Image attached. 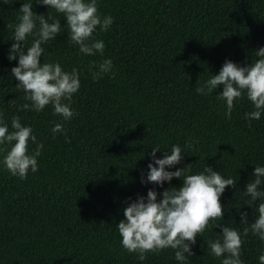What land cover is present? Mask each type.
<instances>
[{"label": "trees", "instance_id": "trees-1", "mask_svg": "<svg viewBox=\"0 0 264 264\" xmlns=\"http://www.w3.org/2000/svg\"><path fill=\"white\" fill-rule=\"evenodd\" d=\"M22 2L0 4V112L10 130L13 116L31 125L44 148L38 171L23 180L0 166V264H141L121 247L115 225L130 198L180 186L177 179L162 187L140 183L156 145L161 148L157 158L173 143L182 146L187 154L177 167L191 163L198 172L205 165L237 179L220 198L221 223L242 232L247 225L240 223V206L249 222L255 219V206L243 205L242 191L254 167L264 166V115L246 120L252 106L242 97L226 119L216 96L220 88L208 96L195 89L226 59L242 66L258 59L264 0H98V10L114 18L110 30L95 34L105 43L103 56H82L61 33L41 57L81 74L71 102L78 115L67 122L51 106L40 113L20 108L27 101L10 76L17 62L7 53ZM33 11L46 14L47 9L35 5ZM58 19L63 27L64 18ZM106 58L114 75L93 80V62ZM56 122H63L69 142L51 134ZM219 231L208 229L204 238L197 237L190 264H220L206 248V240ZM243 239L242 259L258 264L264 241L251 232ZM172 257L169 249L142 264H176Z\"/></svg>", "mask_w": 264, "mask_h": 264}, {"label": "clouds", "instance_id": "clouds-1", "mask_svg": "<svg viewBox=\"0 0 264 264\" xmlns=\"http://www.w3.org/2000/svg\"><path fill=\"white\" fill-rule=\"evenodd\" d=\"M16 0H0V4H10ZM35 5L45 7L46 14H36ZM20 15L14 25L12 43L7 53L9 61L15 60L16 66L10 70V76L17 81L15 87L24 92L20 108L25 111L43 112L51 106L52 113L61 121L72 120L74 112L71 102L77 94L80 72L76 67L71 71L64 69L56 60L44 61L46 46L57 35L66 33L68 42L85 57L103 56L105 43L95 38L97 32H107L114 23V18L98 10V0H23L18 9ZM56 13L54 18L50 13ZM58 17H63L61 26ZM29 38L31 42L29 44ZM258 59L245 65L226 59L217 74H210L195 91L199 95H216L224 104L226 119L242 97L251 103L252 111L244 114L249 121H259L264 115V46L255 50ZM93 80L105 75H114V66L110 58L99 64L93 62L90 69ZM2 79V78H0ZM63 122H56L50 129L53 136L68 137ZM194 142L189 140L186 146ZM29 145H35L30 151ZM44 144L39 142L31 125L22 124L19 116L11 118V130L0 112V166L10 176L25 179L29 173L39 169L38 157ZM161 148L152 146L148 153L150 162L147 173L142 175L140 183L162 187L173 179L181 181L179 187H168L157 193L149 189L146 196H137L123 209V219L116 225L120 245L128 253L136 255L138 261L146 260L149 255L172 250L176 264H190L189 258L195 253L197 237H203L206 230L219 228L216 238L206 240L208 254L219 260L220 264H245L242 259V244L249 232L260 241H264V166L256 165L251 173V180L244 186L242 194L247 197L243 205L253 208L257 213L249 222L248 213L237 209L240 223L247 225L241 232L236 227L221 223L225 207L220 198L225 189L236 187L237 179L224 177L210 166L202 171L193 172L190 164L177 167L182 162V153H186L180 144H171L164 148L162 156L156 153ZM187 154V153H186ZM175 168V170H170ZM159 197V198H158ZM258 264H264V250L257 257Z\"/></svg>", "mask_w": 264, "mask_h": 264}]
</instances>
